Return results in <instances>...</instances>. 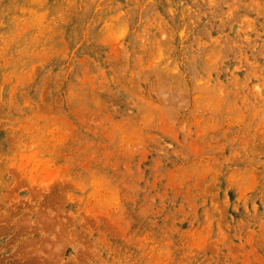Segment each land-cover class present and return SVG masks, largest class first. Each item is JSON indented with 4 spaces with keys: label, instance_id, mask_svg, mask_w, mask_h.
<instances>
[{
    "label": "rangeland",
    "instance_id": "374dc122",
    "mask_svg": "<svg viewBox=\"0 0 264 264\" xmlns=\"http://www.w3.org/2000/svg\"><path fill=\"white\" fill-rule=\"evenodd\" d=\"M0 264H264V0H0Z\"/></svg>",
    "mask_w": 264,
    "mask_h": 264
}]
</instances>
